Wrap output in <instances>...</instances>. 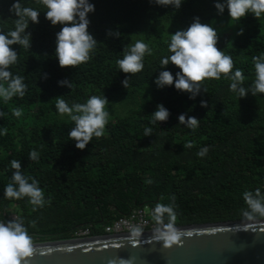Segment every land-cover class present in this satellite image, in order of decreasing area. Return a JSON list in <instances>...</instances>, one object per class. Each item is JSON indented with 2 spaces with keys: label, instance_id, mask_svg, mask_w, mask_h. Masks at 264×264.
<instances>
[{
  "label": "trees",
  "instance_id": "obj_1",
  "mask_svg": "<svg viewBox=\"0 0 264 264\" xmlns=\"http://www.w3.org/2000/svg\"><path fill=\"white\" fill-rule=\"evenodd\" d=\"M14 2L0 0V30L5 32L17 18L8 11ZM23 2L41 13L39 24L28 29L31 49L13 46L19 62L10 71L25 78L26 94L7 104L0 99V111L6 113L0 117V220L23 218L34 241L62 239L73 237L80 227L101 233L105 223L132 208L168 204L172 197L176 225L242 219L243 192L260 188L264 194V94L239 99L222 77L206 80L207 93L193 100L174 85L158 88L155 80L161 57L169 54L170 34L199 17L218 30V47L233 58L249 87L255 78L252 57L264 53V18L248 14L240 22L231 21L227 9L218 14L216 0H184L179 10L149 0H90L95 12L89 14V31L98 41L96 51L87 63L61 68L55 49L62 26H53L45 18L46 9L34 0ZM241 29L243 35H238ZM109 30L119 31V38L108 36ZM138 39L149 43L153 55L145 57L143 71L130 76L127 89L122 81L130 74L120 72L116 61ZM167 70L174 76L179 71L171 64ZM64 79L74 90L58 83ZM93 95L107 97L110 119L105 135L93 137L81 150L68 137L74 122L58 113L54 98L63 96L71 105ZM202 100L207 107L201 106ZM161 103L169 119L152 124ZM15 108L22 110L20 117L12 114ZM181 114L195 116L199 126L193 130L181 125ZM146 128L152 129L151 135L145 136ZM188 142L192 148L184 147ZM204 147L208 153L198 156ZM33 150L38 161L29 159ZM13 159L21 162L24 175L39 181L51 204L34 211L27 198L5 199L4 188L15 171Z\"/></svg>",
  "mask_w": 264,
  "mask_h": 264
},
{
  "label": "clouds",
  "instance_id": "obj_2",
  "mask_svg": "<svg viewBox=\"0 0 264 264\" xmlns=\"http://www.w3.org/2000/svg\"><path fill=\"white\" fill-rule=\"evenodd\" d=\"M36 5H42L46 11L45 18L53 26L62 27L56 33L55 57L61 68H75L90 61L96 51L98 41L89 31L91 20L89 14L95 12V5L90 0H34ZM184 0H149V3L161 7L171 6L179 10ZM219 15L225 9L232 20L241 21L248 14L256 19L264 18V0H216L214 4ZM9 13L17 17L11 19L13 28L8 31L0 30V99L8 103L14 97L23 98L27 91L24 77L13 75L10 68L19 62V53L13 47L19 45L24 50L31 49L33 34L28 31L30 24H39L41 11L32 6H25L23 0H15L9 7ZM238 35H243V29ZM108 36L119 38V31H108ZM219 32L211 24L202 23L199 17H194L193 22L184 30H177L170 34L166 41L168 55L161 57L159 75L155 80L158 88L173 86L182 93L189 94V99L195 100L201 93H207L204 82L206 80H220L222 77L230 81L229 90L239 99L246 98L249 93L254 96L264 94V53L252 57L255 78L249 87H245V75L240 68H236L233 58L225 54L218 47ZM153 55V48L143 40H135L123 49V58L116 64L125 74H130L122 81L125 88H129V79L143 71L146 56ZM176 66L179 71L173 73L167 70L169 65ZM47 78V74H45ZM74 90L75 85L67 80L58 82ZM55 108L61 116L67 115L74 127L68 132L70 140L75 141V147L85 149L93 137L101 138L105 135L106 125L109 123L110 113L107 110L109 100L104 96L93 95L85 103H72L69 105L63 96L54 98ZM202 107H207L206 101H201ZM16 117L22 115L20 108L12 110ZM6 113L0 111V117ZM170 113L161 103L152 114V124L157 121L164 122L169 119ZM181 125L195 130L199 126V119L195 116L181 114ZM7 134V129H3ZM145 136L152 134L151 128L145 129ZM185 148H192L193 143L188 142ZM209 151L208 147L200 149L198 156L204 157ZM29 159L39 160V154L33 150ZM11 183L4 188V197L8 200H21L27 198L33 210L43 208L51 201L45 200L39 181L24 175L21 162L11 160ZM31 181V182H29ZM243 201L245 207L241 208L240 215L244 221L264 220V194L260 188L255 191H244ZM153 235L157 241H162L164 248H172L182 243L183 233L177 228V212L175 197L168 204L157 203L152 211ZM34 227L35 222H30ZM144 229L138 224L130 226L131 239L142 237ZM36 253L33 237L25 226L24 219L16 216L13 219L0 221V264H28ZM128 264V262H125Z\"/></svg>",
  "mask_w": 264,
  "mask_h": 264
},
{
  "label": "water",
  "instance_id": "obj_3",
  "mask_svg": "<svg viewBox=\"0 0 264 264\" xmlns=\"http://www.w3.org/2000/svg\"><path fill=\"white\" fill-rule=\"evenodd\" d=\"M182 243L164 248L152 230L34 241L28 264H264V220L176 225Z\"/></svg>",
  "mask_w": 264,
  "mask_h": 264
},
{
  "label": "built area",
  "instance_id": "obj_4",
  "mask_svg": "<svg viewBox=\"0 0 264 264\" xmlns=\"http://www.w3.org/2000/svg\"><path fill=\"white\" fill-rule=\"evenodd\" d=\"M155 207V206H154ZM154 207L149 212L152 213ZM11 216H14L11 214ZM2 221V220H0ZM138 224L143 227L144 231L153 229V221L147 215L144 207L132 208L126 215L114 218L111 222L102 226V232L98 234L91 233L88 227H80L74 232V238H86L90 236H99L106 234H120L129 232L130 226Z\"/></svg>",
  "mask_w": 264,
  "mask_h": 264
},
{
  "label": "rangeland",
  "instance_id": "obj_5",
  "mask_svg": "<svg viewBox=\"0 0 264 264\" xmlns=\"http://www.w3.org/2000/svg\"><path fill=\"white\" fill-rule=\"evenodd\" d=\"M117 112H118L119 114H123L124 111H123L122 109L118 108ZM154 206H155V204H154V205H153V204H146V205H143L145 212L147 213V215H148L151 219H152V213H150L149 210H150L151 207H154Z\"/></svg>",
  "mask_w": 264,
  "mask_h": 264
}]
</instances>
